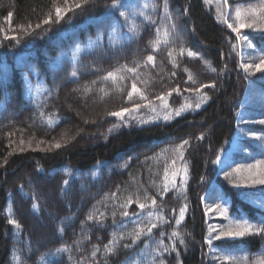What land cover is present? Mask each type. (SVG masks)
Returning a JSON list of instances; mask_svg holds the SVG:
<instances>
[{
    "label": "trees",
    "instance_id": "16d2710c",
    "mask_svg": "<svg viewBox=\"0 0 264 264\" xmlns=\"http://www.w3.org/2000/svg\"><path fill=\"white\" fill-rule=\"evenodd\" d=\"M113 3L0 0V264H209V184L255 212L214 181L246 84L223 1Z\"/></svg>",
    "mask_w": 264,
    "mask_h": 264
},
{
    "label": "rangeland",
    "instance_id": "374dc122",
    "mask_svg": "<svg viewBox=\"0 0 264 264\" xmlns=\"http://www.w3.org/2000/svg\"><path fill=\"white\" fill-rule=\"evenodd\" d=\"M225 7V26L237 39V33L229 28V24L253 23V27H242L241 37L248 39H237L240 51L238 54L239 65L245 79L239 114L235 120V131L231 138L229 150L224 155L219 167L216 169L214 181L240 192L242 195H257L259 200H245L254 214L249 215L246 211L231 209L230 203L226 202L230 218H244L252 224L264 221V185L255 184L253 181L264 178V165L258 162L264 161V70L255 71L250 69L246 73L241 67L242 63H259V57L264 54V18H259V5L261 0H222ZM239 10L240 19L237 20L236 12ZM251 44V46H249ZM255 57V59H254ZM223 163V165H222ZM221 165V166H220ZM251 166V167H250ZM226 173H230L226 176ZM215 186V185H214ZM209 184L202 198V212L206 224L205 255L204 263L209 264H258L264 261V233H251L244 237H221L215 239L217 232L222 226L229 223L228 219L217 210L219 203L217 189ZM254 197V198H255ZM246 199V198H245ZM211 243L206 240L210 237ZM246 239H254L257 243L252 246L244 243ZM244 242H240L243 241Z\"/></svg>",
    "mask_w": 264,
    "mask_h": 264
},
{
    "label": "snow or ice",
    "instance_id": "6c2138e0",
    "mask_svg": "<svg viewBox=\"0 0 264 264\" xmlns=\"http://www.w3.org/2000/svg\"><path fill=\"white\" fill-rule=\"evenodd\" d=\"M225 4H227V0H225ZM79 6H80L79 4L76 5V7H79ZM119 7H122V5L119 4V0H114V3L112 4V8L113 9H117ZM145 7H147V5H145ZM56 12H57V17L59 19L61 10L59 8H57ZM259 13H260V17L259 18H264V0H261V3L259 5ZM120 16H125V12L124 11H120ZM10 17H11V13H9V18ZM236 17H237V20L239 21V19H240L239 10H237V12H236ZM225 22H227V21H225ZM254 22L255 21H253V23ZM43 23H49V20L46 19V20L43 21ZM253 23H243V24L242 23H236V24H229L228 26H229V28H231L234 32H236L238 34L237 35V39L238 40L241 39V38L244 39V40H247L248 39L247 36L241 37L240 29L242 27L251 28V27H253ZM37 27H39V25H37ZM262 30H264V29H262ZM11 38L15 39V37H11ZM5 39H9V37L6 35ZM249 46H251V44ZM79 51H80V49L77 48L75 50V52H73V54H72L73 63L76 62ZM181 51H183V49ZM188 55L189 56H193V55H195V53H193L192 51H189ZM254 59H255V57H254ZM147 60H148V62H153L154 61V57L152 55H149L147 57ZM241 67L244 69V71L246 73H249V74H251L250 71H249L250 69H255V71L264 70V54L260 55L259 63H242ZM129 71H135V69H129ZM213 71H214V69H213ZM72 75L75 76L76 72L74 71L72 73ZM108 75L110 77L113 74L109 73ZM207 86L208 85H206L205 87H207ZM133 91H135V84H133ZM131 95H132V93L130 92L129 93V97H131ZM137 107H139V105H137ZM196 107L199 108L200 105L197 104ZM123 111L127 112L128 109H124ZM112 115L120 116V115H122V113H112ZM177 115H179V112H177ZM260 123H264V121H260ZM188 143L189 142L187 140H185V141H183V144L179 145L177 147V149H176V151L180 153V158L181 159L183 158L184 145H187ZM54 147L59 148L60 144L57 143V144L54 145ZM173 163H175V161H173ZM258 163L261 164V165H264V161H260ZM165 172L167 173V169L165 170ZM229 175H230V173H226V176H229ZM67 183L68 182L65 181V184H67ZM253 183L264 185V178L257 179L255 181H253ZM165 191H167V187L165 188ZM113 195H115V194H113ZM217 199L219 200V203L216 204V208L225 217V219H228L229 223L227 225L222 226L219 230H217L215 228L211 229L212 232H217V235L215 236V239L219 240L221 237H244L245 235L251 234V233H257V234L264 233V221L259 222L258 225H257V224H252V223L248 222V220H246L244 218H236V219L230 218L228 216V209L225 206L226 202L223 200L222 197H218ZM128 203H131V201H128ZM152 204L153 205L156 204V201L154 199L152 200ZM137 206L139 208H141V209L145 208V204L144 203H139ZM33 207L35 208L36 206L34 205ZM186 207L187 206L185 205L184 207H182L180 209V218L177 219V221H176L177 225H179L181 220L183 219L184 212L186 211ZM101 215H103V214H101ZM123 215L124 216H128L129 214H128V212L125 211L123 213ZM88 219L91 220L92 219V215H89ZM8 223L12 224V225H15L17 227L19 226V225H17L16 221L12 220V219H10L8 221ZM152 227H156V225L153 224ZM150 231H151V228H149V232ZM139 235H140L139 232H137L134 235L133 243H135L136 239L139 238ZM172 235L176 236L177 233L173 232ZM211 239H212V237L210 235V237L206 240V242L207 243H211ZM116 243H117V237L113 236V239L109 242V245H105L106 251L111 253L113 251V247H114V245ZM128 246L129 245H125V247H128ZM93 255H95V253H93ZM258 264H264V261H260V262H258Z\"/></svg>",
    "mask_w": 264,
    "mask_h": 264
}]
</instances>
